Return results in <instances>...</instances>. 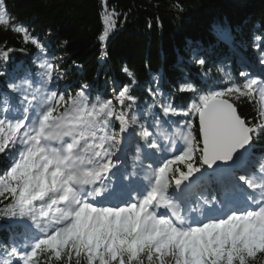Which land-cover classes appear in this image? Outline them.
Masks as SVG:
<instances>
[{
    "label": "snow or ice",
    "instance_id": "obj_1",
    "mask_svg": "<svg viewBox=\"0 0 264 264\" xmlns=\"http://www.w3.org/2000/svg\"><path fill=\"white\" fill-rule=\"evenodd\" d=\"M9 25L36 49L38 72L0 71L9 77L0 91V216L19 230L5 264H264V75L241 72L242 84L204 92L181 84L191 104L161 100L163 118L149 112L153 132L124 110L136 103L128 87L119 111L111 99L90 100L88 85L67 100L49 87L63 74L0 0V26ZM216 31L230 40L227 28ZM240 98L258 104L254 122L239 114ZM175 116L197 118L198 137L190 120L164 119Z\"/></svg>",
    "mask_w": 264,
    "mask_h": 264
},
{
    "label": "trees",
    "instance_id": "obj_2",
    "mask_svg": "<svg viewBox=\"0 0 264 264\" xmlns=\"http://www.w3.org/2000/svg\"><path fill=\"white\" fill-rule=\"evenodd\" d=\"M5 4L14 22L29 28L59 66L63 79L52 85L58 94L67 100L88 85L90 100L111 99L119 111L116 97L128 87L136 103L124 110L130 116L142 112L145 121L153 120L149 112L162 117L161 100L178 109L191 104L193 94L177 91L181 84L192 83L201 92L221 89L242 84L240 73H250V65L264 68L260 63L264 40L257 39L264 37V0H5ZM109 19L114 26L102 42ZM217 26L230 31L228 42L218 37ZM10 27L0 26V50H13L7 62L0 59V71L12 73L23 65L38 72L33 64L36 49L7 30ZM194 54L206 61L204 67L194 62ZM125 67L134 74V83L122 70ZM8 78L0 77V91ZM33 79L37 83L38 77ZM157 86L162 95L153 97L149 89ZM234 102L242 118L256 120L255 103L246 98ZM191 119L198 137L197 119ZM3 171L0 165V174ZM17 231L13 221L0 216V264L9 261L5 249L12 246Z\"/></svg>",
    "mask_w": 264,
    "mask_h": 264
},
{
    "label": "bare ground",
    "instance_id": "obj_3",
    "mask_svg": "<svg viewBox=\"0 0 264 264\" xmlns=\"http://www.w3.org/2000/svg\"><path fill=\"white\" fill-rule=\"evenodd\" d=\"M238 47L244 48L243 45H239ZM61 89H62V90H65V87H62ZM13 259H14V258L9 257V261H10V260H13ZM5 261H8V260H5ZM4 264H5V263H4Z\"/></svg>",
    "mask_w": 264,
    "mask_h": 264
}]
</instances>
